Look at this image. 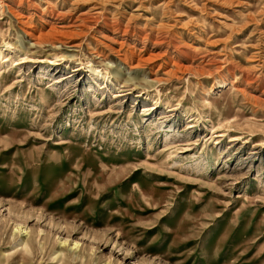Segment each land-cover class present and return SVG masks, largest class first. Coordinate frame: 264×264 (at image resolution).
Returning a JSON list of instances; mask_svg holds the SVG:
<instances>
[{"label":"rangeland","instance_id":"1","mask_svg":"<svg viewBox=\"0 0 264 264\" xmlns=\"http://www.w3.org/2000/svg\"><path fill=\"white\" fill-rule=\"evenodd\" d=\"M0 51V264H264V0H0Z\"/></svg>","mask_w":264,"mask_h":264},{"label":"bare ground","instance_id":"2","mask_svg":"<svg viewBox=\"0 0 264 264\" xmlns=\"http://www.w3.org/2000/svg\"><path fill=\"white\" fill-rule=\"evenodd\" d=\"M99 1H102V0H99ZM134 10H137V8H134L133 9V11ZM166 13L164 12V15H165ZM84 15V14H83ZM163 15V14H162ZM83 21V20H82ZM127 21V20H126ZM157 27V26H156ZM159 30H160V28H159ZM74 35H76V33H71V32H68V31H58V30H52L51 31V34H49L46 38H44V37H42V38H40L38 41H36V42H34L33 44H32V46L33 47H40L42 44H48V45H52V46H55V45H60V46H68L69 48H73L74 46V44L73 43H70V40L73 38V36ZM153 42V41H152ZM153 45H158V42H153L152 43ZM6 46H8V45H6ZM98 57L100 56V54L99 55H97ZM0 57H1V51H0ZM133 53H130V54H128V53H124L122 56H121V60L123 61V63L124 62H127V63H132L133 62ZM154 59V57L153 56H150L149 58H146V59H141V58H139V59H137V61H136V65L134 66V67H137V68H140L141 66H143L144 64H146V63H148V62H150V61H152ZM0 60H1V58H0ZM4 60V59H3ZM121 61V62H122ZM4 62H6V61H4ZM3 63V62H2ZM131 67V66H130ZM133 68V67H132ZM134 69V68H133ZM141 69V68H140ZM102 77V79L103 80H107V79H105V77L104 76H101ZM138 81V80H137ZM152 81H154V80H152ZM111 82V84H112V86L113 87H115V86H117L118 84H115V83H113L112 81H110ZM157 82V81H156ZM116 83H118V81H116ZM135 83H137L136 81H135ZM23 230L21 229L20 230V233H22L23 235H25V237H27V232L26 231H23ZM18 247H21V248H23L25 251V255H27V258H28V260H30V258H31V255L33 254L32 253V251H31V249H30V247H29V244L27 243V240H21L20 242H19V244L17 245ZM77 248V246H76V244H74L73 245V247H72V249H76ZM57 258H58V260H57V262L59 263V264H62V260H60V258L61 257H63V254H61V253H58L57 254V256H56ZM65 261V260H64Z\"/></svg>","mask_w":264,"mask_h":264}]
</instances>
